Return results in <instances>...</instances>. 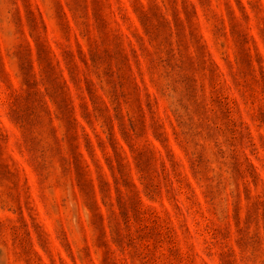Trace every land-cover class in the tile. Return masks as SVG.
<instances>
[{
	"label": "rangeland",
	"instance_id": "374dc122",
	"mask_svg": "<svg viewBox=\"0 0 264 264\" xmlns=\"http://www.w3.org/2000/svg\"><path fill=\"white\" fill-rule=\"evenodd\" d=\"M0 264H264V0H0Z\"/></svg>",
	"mask_w": 264,
	"mask_h": 264
}]
</instances>
